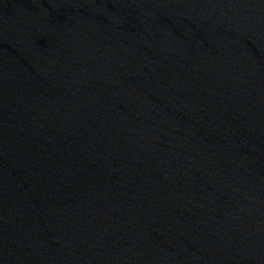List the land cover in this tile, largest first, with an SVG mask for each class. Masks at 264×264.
Listing matches in <instances>:
<instances>
[{
	"label": "water",
	"instance_id": "water-1",
	"mask_svg": "<svg viewBox=\"0 0 264 264\" xmlns=\"http://www.w3.org/2000/svg\"><path fill=\"white\" fill-rule=\"evenodd\" d=\"M0 264H264V0H0Z\"/></svg>",
	"mask_w": 264,
	"mask_h": 264
}]
</instances>
